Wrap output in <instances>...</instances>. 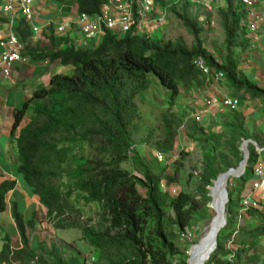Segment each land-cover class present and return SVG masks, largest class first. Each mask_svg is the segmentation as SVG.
<instances>
[{
	"label": "trees",
	"instance_id": "obj_1",
	"mask_svg": "<svg viewBox=\"0 0 264 264\" xmlns=\"http://www.w3.org/2000/svg\"><path fill=\"white\" fill-rule=\"evenodd\" d=\"M72 1L77 13L92 18L101 14L106 2ZM223 2L225 8L220 10V16L224 40L219 62L204 47L200 38L203 27L197 17L188 16L187 10L192 4H180L183 12L180 14L176 0H156L155 4L162 9L169 5V10L192 37L191 46L180 37L155 40L137 35L134 13L135 21L125 35L105 31L100 45L94 47L90 43L80 49L68 47L65 38L50 35L48 46L42 48L34 60L58 62L71 67L73 73L51 76L46 88L34 92L22 108L15 111L11 137L31 108L29 122L15 137L16 171L24 187L37 196L39 204L45 208L46 224L55 232L80 231L86 251L84 254L77 248L78 252L82 256L96 252L94 264H186V258L176 251V244L199 219L195 196L184 189L172 195L168 184L173 179L166 174V169L157 172L132 149L131 132L137 128L135 102L149 89V74L156 77L173 101L179 90L200 91L207 86L192 64L193 59L202 57L211 69L223 73L230 96H247L264 106V89L251 83L238 69L239 55L251 42L246 29L240 27L245 12L235 0ZM16 34L22 43H27L30 33L24 22L19 23ZM184 114L169 110L160 114V128L151 143L156 152L169 154L181 128L192 143L214 142L218 146L215 139L219 136H208L203 126ZM225 114L230 117L223 125L229 135L226 149L239 163L242 155L237 145L247 139L256 143L257 140L248 132L242 112L235 110ZM86 149L87 156L83 154ZM248 150L247 167L239 178L242 185L251 180L257 159L254 148L249 146ZM130 154L137 175L120 169ZM184 156L181 152L178 160ZM220 162L224 167L222 171L216 168V158L204 155L203 174L197 188L203 206L209 201L206 188L212 186L211 181L232 168L223 155ZM162 179L167 181L166 191L160 187ZM15 186V180L0 182V215L5 212L7 196ZM227 198L226 225L217 235L215 250L205 264H258L260 258L254 251L256 242L264 240V212L247 210L252 223L247 221V226L240 227L232 238L233 219L242 198L233 201L228 192ZM80 202L85 206L97 204L95 225L81 224ZM169 213L172 215L168 216ZM10 216L20 247L11 246L8 234L0 237V264H85L82 256L63 257L55 245H47L37 238L29 240L28 233H37L34 213L24 221L17 203L10 202ZM226 229L231 230L228 237L224 235ZM226 242H230L231 249H224ZM195 246L190 253H194ZM230 255V262L222 261Z\"/></svg>",
	"mask_w": 264,
	"mask_h": 264
},
{
	"label": "rangeland",
	"instance_id": "obj_2",
	"mask_svg": "<svg viewBox=\"0 0 264 264\" xmlns=\"http://www.w3.org/2000/svg\"><path fill=\"white\" fill-rule=\"evenodd\" d=\"M177 1V0H176ZM180 4H183L181 0L176 2L178 13L182 14V8ZM255 9L256 14L264 16V0H256ZM209 7L202 6L197 3H193L192 7L188 8V16L191 18L197 17L199 22L203 27V31L200 33V38L204 43L205 49L213 55L217 62L222 55V43L224 40V35L222 31V20L220 16V10L225 8V4L221 0H211ZM159 5H154L153 11L149 17L143 18V28L147 35H150L152 39L160 40L164 39H176L182 38L187 46L192 45V37L188 34L185 27L183 26L180 19L169 9V5L165 9H160ZM164 14V17H162ZM254 40H250V46L245 51L239 55L238 69L246 76V78L260 88L264 89V20L260 23L256 35H253ZM102 42L101 38H96L92 45L94 47L100 45ZM240 51V50H238ZM63 75H71L73 69L71 67H64L61 72ZM60 74V73H59ZM150 82L149 89L143 93L141 99H138L137 102V118H136V130H133L131 133L132 149L135 153H138L147 164L152 168L156 169L157 172H160L162 168L166 169V174L172 177L173 182L168 184L169 190L175 189L176 194L184 189L189 193L195 196L194 200L196 202L197 212L199 214V219H196L193 223V228L189 233H185L183 238H180L176 244V251L183 255L186 258V264L188 260H191L192 264L194 261V253H190L191 249L198 242L199 238L204 232L206 225L210 219L215 215L214 212L208 207L210 198L208 195V203L206 206H203V202L200 199L199 194L197 193V188L200 185V176L203 174V158L207 153L211 157L216 158V168L219 171L224 169L223 165L220 162L221 156H225L228 160V163L232 168L237 167L238 163L237 158L232 156L229 151L226 149V141L229 139L228 133L224 129V123L230 118L226 115L225 111H216L214 109L209 110L208 106L204 105L206 100H209L211 97L216 96L218 100H221L223 90L226 87L224 82L212 83L209 88H204V92L201 89L200 91L195 88H189V90L181 91L175 98L171 101L169 97V92L165 90L156 77L153 74L148 75ZM229 92H231L229 90ZM226 95V94H224ZM242 95V94H241ZM240 95V96H241ZM228 96H230L228 94ZM220 97V98H219ZM243 97V96H242ZM239 101L238 111L243 110L245 117V125L248 129V132L251 136L255 137L257 140L258 146H264V106L258 100H250L249 97L244 96L243 98H237ZM166 110H169L175 114L181 115L182 112H185L184 116L193 117L194 119L198 118L197 122L203 126L208 136L216 135L219 136L218 139H215L218 142V146L214 142L207 143H192L185 137V132L183 128L178 130L177 135L174 139V146L172 151L169 154H164L165 160L162 163H158L154 158L155 149L152 147L154 137L158 132L157 129L160 128V114ZM229 112V111H228ZM153 131V134L150 132ZM152 136V137H151ZM150 139V142L146 140ZM243 142V141H242ZM241 144L238 146V152L242 155ZM254 148V147H253ZM248 150V149H247ZM185 153V156L178 160L180 153ZM249 152V150H248ZM88 149L83 152L87 156ZM132 154L129 155V159L120 165V169L124 172H127L132 175H137L134 171V166L132 164ZM177 163L176 169L174 164ZM191 174V177L189 176ZM21 176V175H20ZM240 178V177H239ZM239 178H231L227 192L233 201H237L239 198H242L243 189L247 187L250 188V184L247 182L242 185V180ZM166 180H161V186L164 189L166 187ZM21 183H23L21 177ZM244 187V188H243ZM207 189V188H206ZM165 190V189H164ZM208 190V189H207ZM19 192V191H18ZM175 194V195H176ZM21 193L19 192L15 195L17 201L20 200ZM259 194L257 199L259 200L260 209L264 212V193L263 195ZM245 197V196H244ZM19 204H22L19 202ZM7 210L0 215V229H4V232L9 234L11 239V230L7 225L6 221H3L7 218H10V203L7 204ZM97 204L92 206H85L82 202L78 205V208L82 210L80 216L81 224L95 225L97 221L96 212L98 209ZM19 210L20 207L18 206ZM34 210L27 209L24 211V208L21 211L23 217L29 219L30 215L28 214ZM26 212V214H25ZM172 214L169 213L168 216ZM236 215H234L233 223L236 225ZM37 215L35 214V218ZM38 221V227H36L37 233H28L29 240L33 238L40 239L44 241L47 245L52 244L60 248L63 257H69L71 254H76L82 256L78 252V249L85 254L86 249L81 241L80 231H53L45 225V219L43 216H38L36 218ZM90 220V222H89ZM2 221V222H1ZM247 217H244L242 226H247ZM253 221V220H252ZM249 222V223H250ZM252 223V222H251ZM256 224V222H254ZM257 226V225H256ZM235 230V226L233 227ZM231 230L226 229L224 235L228 237ZM191 235V236H190ZM233 234L231 235V237ZM232 240V239H231ZM225 243L224 249H231V246ZM196 247V246H195ZM78 248V249H77ZM90 250V248H89ZM195 252V250H194ZM256 255L260 258L258 264H264V241L256 242L255 251ZM84 257L85 264H94L97 260V254L87 253ZM227 258H223L222 261H226Z\"/></svg>",
	"mask_w": 264,
	"mask_h": 264
},
{
	"label": "built area",
	"instance_id": "obj_3",
	"mask_svg": "<svg viewBox=\"0 0 264 264\" xmlns=\"http://www.w3.org/2000/svg\"><path fill=\"white\" fill-rule=\"evenodd\" d=\"M34 0H0V15L13 12L14 10L19 11L27 20H31V5ZM105 4L101 7V14L92 18L86 14L77 15L75 20H69L63 24L56 26L55 33L58 36L67 37L73 42L76 48H82L94 41L96 38H101L105 31L115 33L117 35H124L127 33L133 24V11L137 13L136 21L139 22L137 31L143 32L142 20L144 17L149 15L154 8L155 0H105ZM190 3H200L208 7L211 0H182ZM239 2L245 12V18L240 21V27L246 29V36L250 40H254L256 31L263 22L264 16L256 14V0H235ZM37 32V29L34 28ZM22 46L20 45L18 39L12 34L0 30V74L2 77L8 78L11 74V70L14 64L24 61L21 56ZM192 64L194 67L200 71L201 76L207 86H212V83L224 82V75L220 71L211 69L206 61L202 57L193 59ZM208 109H214L216 111L232 112L235 111L239 106V101L237 98H232L229 96L222 97L218 100L216 96L211 97L209 100L205 101ZM196 121L198 118L195 119ZM254 147V151L257 155L256 162L252 167V178L251 191H258L264 183V146L260 147L252 139H247L242 142L241 150L246 147ZM243 152V150H242ZM154 158L158 163H162L165 160V156L159 152L154 153ZM249 152H248V161ZM247 167V162L245 167L240 173V178L243 177L245 169ZM238 177V178H239ZM161 188H163L160 185ZM165 189V190H164ZM162 189L166 191V187ZM169 190V189H168ZM209 191V189H208ZM172 195L176 194V190H169ZM209 195V194H208ZM250 196L243 197L239 203V210L236 215V225L235 232L239 230L242 226L244 217H246V211L249 209L259 210V200L252 198ZM210 198V197H209ZM228 198L226 200V204ZM210 204V201H209ZM208 204V205H209ZM232 236V238H233ZM184 235H182V238ZM231 238V239H232ZM232 241V240H230ZM231 246L230 242L227 243ZM227 262L232 260V255L226 257Z\"/></svg>",
	"mask_w": 264,
	"mask_h": 264
},
{
	"label": "crops",
	"instance_id": "obj_4",
	"mask_svg": "<svg viewBox=\"0 0 264 264\" xmlns=\"http://www.w3.org/2000/svg\"><path fill=\"white\" fill-rule=\"evenodd\" d=\"M33 10L35 18L33 24L39 28L41 34L46 30V27L52 23H59L69 18L75 19L77 13L76 4L70 0H35ZM19 19V17L15 19L14 26L18 25L20 22ZM38 40L39 41L36 42V44L35 39L30 40V38H28L27 43L25 44V51L22 53V55L26 57V62L15 64L11 70L9 78H4L0 75V182L4 180H15L16 182L15 190L7 196V203L9 200L15 201L18 203V206L21 209L20 211H22L23 208L24 211L27 209L34 210L31 211L28 216L34 212L37 215L36 218H38V216H43L45 219L46 210L39 204L38 198L32 195L29 190L24 187L23 183H21V176L17 173L15 165L17 154L15 137L18 135L19 129L26 126L29 122L28 116L31 113V108L27 111L26 116L22 119L20 126L14 135L12 137L10 136L15 111L21 109L23 104L31 98L34 92L46 88L52 75L59 73L62 74L61 72L64 68L56 62H34V55L41 53L42 48L48 46V43H46L47 38L45 36L40 35ZM223 84L226 87V92L224 89L222 94L219 93L220 96L225 97L228 96V94L231 95V92H229L230 88H227L225 81ZM206 88H209V86H206ZM204 91L205 90H203V92ZM229 97L236 98L235 96ZM236 111H238V108ZM239 111L244 113L243 110ZM248 183L250 184V188L247 187L243 190V196L246 197L252 195L251 197L256 199V196L259 194L263 195L264 183L260 190L254 192L251 191L250 181ZM18 191L21 193L20 200L22 201V204H19L21 201H17V197L15 199V195L19 193ZM23 218L25 221L27 220L26 217ZM3 221L7 222V225L11 230L12 247L15 249L19 248V238L15 233L13 221L10 218ZM6 235L7 233L4 232V229H0V237L2 238Z\"/></svg>",
	"mask_w": 264,
	"mask_h": 264
},
{
	"label": "bare ground",
	"instance_id": "obj_5",
	"mask_svg": "<svg viewBox=\"0 0 264 264\" xmlns=\"http://www.w3.org/2000/svg\"><path fill=\"white\" fill-rule=\"evenodd\" d=\"M241 166L236 169L222 173L214 180L212 186L209 188L210 204L209 208L214 212V216L210 219L203 234L199 238L194 252V261L192 264H205L211 257L212 252L216 247L217 235L226 225V200H227V187L231 178L236 179L240 176Z\"/></svg>",
	"mask_w": 264,
	"mask_h": 264
},
{
	"label": "clouds",
	"instance_id": "obj_6",
	"mask_svg": "<svg viewBox=\"0 0 264 264\" xmlns=\"http://www.w3.org/2000/svg\"><path fill=\"white\" fill-rule=\"evenodd\" d=\"M70 1H72V0H70ZM156 1V0H155ZM221 1H223V0H221ZM34 2H35V0L33 1V3H32V5H31V20H27L19 11H17V10H14L13 12H9V13H5V14H1L0 15V30H2V31H5V32H8L9 31V33H12L17 39H18V41H19V43H20V45L22 46V50H21V53H20V56H21V58L24 60V61H21V62H18V63H25L26 62V57H24L23 55H22V53L25 51V43H22L21 41H20V38L17 36V34H16V29H17V26L19 25V23L20 22H24V24H25V26H26V29L27 30H29V33H30V36L28 37V38H30V40L31 39H35V43L36 42H38L39 40H38V37L40 36V35H42V36H45L46 38H47V42L46 43H48L49 44V38L48 37H50V35H54V36H56V37H58V38H65V39H67V46L69 47V45H72L73 47H75L74 46V44H73V42L72 41H70L66 36L65 37H63V36H58L56 33H55V28H56V26H58V25H60V24H63V23H65V22H67V21H69V20H75L76 19V17H77V15H79L80 13H76V17H75V19H71V18H69V19H67V20H63V21H61V22H59V23H55V24H51V25H49L48 27H46V30L41 34L40 32H39V28L38 27H36L34 24H33V21L35 20V18H34V10H33V4H34ZM73 2V1H72ZM176 2H178V0L176 1ZM181 2L183 3L184 1H182L181 0ZM185 2H187V1H185ZM190 4H193V3H190ZM197 4H199V3H197ZM154 5H155V3H154ZM200 5H202L203 7H204V5L203 4H200ZM209 7V6H208ZM77 8V7H76ZM160 9H162V8H160ZM153 11V10H152ZM151 11V12H152ZM134 13H136L135 11H133V23H134ZM83 14V13H82ZM151 14V13H150ZM149 14V15H150ZM149 15H147L146 16V18L147 17H149ZM161 15H162V17H164V14H162L161 13ZM20 18L19 19V23H18V25L17 26H14V24H15V19L16 18ZM136 17H137V13H136ZM136 19V18H135ZM138 24H139V22L137 21V27H138ZM133 25V24H132ZM131 25V26H132ZM34 28L35 29H37V32H35L34 31ZM142 28H143V20H142ZM130 30V29H129ZM108 32V31H107ZM111 33V32H110ZM128 33V32H127ZM111 34H114V35H117V34H115V33H111ZM126 34V33H125ZM124 34V35H125ZM137 35H144V36H146V37H150V35H147V33L144 31V28H143V32H138L137 31ZM118 36H122V35H118ZM103 37V36H102ZM28 40V39H27ZM90 43H93V41L92 42H90ZM90 43H87V45L88 44H90ZM37 44V43H36ZM86 45V46H87ZM86 46H84V47H82V48H85ZM76 48V47H75ZM76 49H80V48H76ZM39 54V53H38ZM35 57H33V60H35L36 59V57H37V54H35L34 55ZM37 61H45V62H47V63H50L48 60H37ZM34 62H36V61H34ZM56 63H58V62H56ZM17 64V63H16ZM15 65V64H14ZM60 65V64H59ZM61 66V65H60ZM14 67V66H13ZM62 67H65V66H62ZM67 67V66H66ZM69 67V66H68ZM1 75V74H0ZM11 75V74H10ZM55 75H57V74H55ZM63 75V74H62ZM2 76V75H1ZM53 76V75H52ZM67 76V75H66ZM10 77V76H9ZM8 77V78H9ZM5 78V77H4ZM51 78V77H50ZM50 81V80H49ZM22 108V107H21ZM15 190V189H14ZM10 193H12V192H10ZM37 197V196H36ZM7 200H8V197H7V199H6V203H7ZM10 202H15V201H10L9 200V202L8 203H10ZM7 203V204H8ZM17 203V202H16ZM17 205H18V203H17ZM8 206V205H7ZM43 207V206H42ZM44 208V207H43ZM45 209V208H44ZM6 210H7V207H6ZM5 210V211H6ZM20 211V210H19ZM34 213V212H33ZM35 214V213H34ZM46 214V213H45ZM31 216V215H30ZM11 217V216H10ZM30 218V217H29ZM12 220V219H11ZM28 220V219H27ZM25 221V220H24ZM45 224H46V222H45ZM47 225V224H46ZM37 226H38V224H37ZM48 226V225H47ZM50 227V226H49ZM51 228V227H50ZM52 229V228H51ZM53 230V229H52ZM54 231V230H53ZM16 233V232H15ZM17 234V233H16ZM18 236V235H17ZM19 238V237H18ZM36 238V237H35ZM11 240H12V236H11ZM33 241H34V238L32 239ZM41 241V240H40ZM19 244H20V241H19ZM11 246H12V243H11Z\"/></svg>",
	"mask_w": 264,
	"mask_h": 264
},
{
	"label": "water",
	"instance_id": "obj_7",
	"mask_svg": "<svg viewBox=\"0 0 264 264\" xmlns=\"http://www.w3.org/2000/svg\"><path fill=\"white\" fill-rule=\"evenodd\" d=\"M243 152H242V160H241V162L239 163V166L240 165H242L241 166V171L243 170V168L245 167V165H246V160H247V157H248V150L246 149V147H244L243 149ZM230 170H232V168H230V169H228V171H230ZM213 182L214 181H211V183L213 184ZM210 187H207V189H209ZM208 207H209V205H208ZM215 250V249H214ZM214 252V251H213ZM213 252H212V254H213Z\"/></svg>",
	"mask_w": 264,
	"mask_h": 264
}]
</instances>
